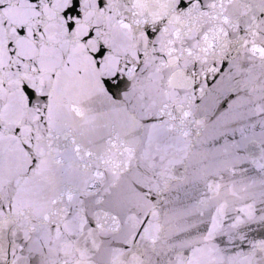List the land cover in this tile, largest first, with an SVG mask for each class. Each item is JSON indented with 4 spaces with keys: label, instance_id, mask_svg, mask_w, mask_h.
Segmentation results:
<instances>
[{
    "label": "snow or ice",
    "instance_id": "snow-or-ice-1",
    "mask_svg": "<svg viewBox=\"0 0 264 264\" xmlns=\"http://www.w3.org/2000/svg\"><path fill=\"white\" fill-rule=\"evenodd\" d=\"M0 264H264V0H0Z\"/></svg>",
    "mask_w": 264,
    "mask_h": 264
}]
</instances>
